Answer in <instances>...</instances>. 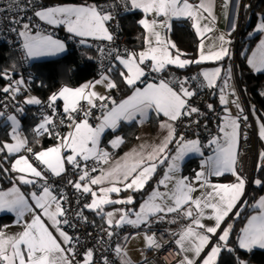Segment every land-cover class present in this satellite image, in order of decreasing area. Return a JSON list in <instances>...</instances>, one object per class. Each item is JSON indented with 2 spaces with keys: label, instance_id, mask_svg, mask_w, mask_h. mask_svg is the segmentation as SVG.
Masks as SVG:
<instances>
[{
  "label": "snow or ice",
  "instance_id": "1",
  "mask_svg": "<svg viewBox=\"0 0 264 264\" xmlns=\"http://www.w3.org/2000/svg\"><path fill=\"white\" fill-rule=\"evenodd\" d=\"M239 3L240 0H224V9L232 7V23L227 35L220 34L206 44L205 37L211 40L208 34L215 31V0H113L106 5L39 8L33 10L32 16L20 14L28 11L32 0L25 7H21V0H11L8 10L17 8L19 12L9 17L8 31L19 37L18 46L27 59L65 50L64 42L34 23L33 16L46 25L66 27L67 32L82 38L81 44H86L85 38L89 37L113 42L109 22L114 20L117 8L141 12L138 24L143 32L139 51L110 47L105 53L104 48L99 49L110 58L99 79L76 88L64 86L53 92L46 103L35 96L25 97L23 104L46 109L32 128L31 142L22 135L18 118L25 109L16 103L27 81L23 77L13 79L15 65L11 69L0 68V79L8 81L0 87V93L12 102L10 105L0 100V118L10 122L9 138L0 139V180L7 178L12 184L7 189L0 188V212L14 213L15 225L21 229L9 234L8 225L0 228V264H117L109 253L119 258V264H131L123 243L130 236L123 235L122 242L114 243L113 237L121 235L117 229L140 230L136 235L143 232L148 250H162L164 246L157 240L153 225L175 224L181 218L187 223L180 231L170 233L180 255L178 264H248L237 254L240 250L264 249V196L251 205L256 214L248 217L239 235L232 239L233 223L229 218L239 217L238 205L246 203L242 197L248 178L237 168V161L241 124L249 119L232 83V67L220 65L191 76L169 73L170 67L186 69L207 61L231 59V37L237 28ZM173 19L191 21L199 35L195 59L186 58L176 43L162 35L161 30L171 29ZM254 33L264 36V14L248 35ZM246 60L251 70L264 73V38L250 50ZM96 85H103L108 94L95 91ZM204 89L212 90L223 106L222 114H217L216 132L206 144L194 130L190 139L178 132V128L201 127L200 118L206 113L194 104L193 98ZM113 91L123 92L122 97L111 95ZM57 101H62V110L58 111ZM229 103L235 106V115ZM10 106L12 113L8 111ZM206 109L216 112L213 104H207ZM251 110L255 112V106ZM153 118L167 135L158 144L142 143L139 150L112 161L110 152L101 146L106 130L115 133L122 123L142 127ZM256 119L261 121L260 116ZM203 127L207 129V124ZM45 136L56 143L43 147L40 140ZM259 137L264 140V121L259 123ZM108 143L118 148L125 143V137L117 134ZM37 146L39 150H35ZM205 148L212 154L205 157ZM189 153L204 157L191 178L177 175ZM259 159L264 160V152ZM161 166L165 168L162 178L138 209L127 207L136 204L132 195L112 198L122 192H140ZM258 167L264 169V164ZM225 174H231L234 180L213 182V178ZM251 182L264 186L262 178L253 177ZM21 186H29V190L22 191ZM67 189L72 190L75 200ZM109 205L125 207L106 210ZM86 211L103 221L96 236H85V241L92 240L91 245L76 234L78 227L95 226ZM144 264L151 262L145 259Z\"/></svg>",
  "mask_w": 264,
  "mask_h": 264
},
{
  "label": "trees",
  "instance_id": "2",
  "mask_svg": "<svg viewBox=\"0 0 264 264\" xmlns=\"http://www.w3.org/2000/svg\"><path fill=\"white\" fill-rule=\"evenodd\" d=\"M103 1L105 0H40V6L49 7L57 4L60 5L61 3L101 4ZM246 1V5H249L250 7H244L242 23L239 29V34H237L238 39L237 42L236 40H233L231 52L234 47H236L235 57L237 80L247 101L248 107L250 108L249 110L252 112L251 106H255V112L261 117L262 121H264V95H261V93H264V73L252 71L246 60L250 50L259 38V33L253 34L251 36H249L248 33L254 26V21H256L258 14H264V0ZM142 15L143 14L139 11H132L124 12V14L119 17L121 32L127 36V42L134 51H138L142 48L143 29L138 24V21L142 18ZM235 34L236 31L234 33V37H236ZM171 36L178 48L185 53L186 58L195 59L197 57V45L199 38L192 25L188 21L175 20L171 27ZM61 38H63L67 43V52L63 53V55L57 58L45 59L31 63L30 68L34 74V77L32 80H28L30 86L29 88H31L33 93L37 94L38 98L43 102L47 101V98L53 92L57 91L62 86L64 81H66L69 86L76 88L77 86L91 79V70L87 64L85 49H90L93 52L94 63H96L97 51L95 50L93 41L87 42L86 44H81L78 37H72L71 39L65 32ZM227 60L230 61L228 65H231V63H233L232 61H234V58L229 59L226 57L223 61L225 62ZM13 65L16 66L13 79H18L21 73L20 61L18 60L16 53L12 51L6 43H0V68L11 69ZM226 65L227 64L225 63V66ZM198 66L199 65H192L186 69H178L176 67L170 68L186 72L194 70L201 72L197 68ZM66 69L72 70L66 71ZM7 83V80L0 79V87L5 86ZM23 94L24 93L21 92L17 96V104L19 100H24L23 96L25 94ZM113 94L115 97L120 98L123 92L113 91ZM19 104L23 103L19 102ZM38 106L39 105H23L25 111L24 114L19 117L22 123V128L30 142L33 140L32 128L40 120V118L34 114ZM57 107L58 111L62 110V105L59 101H57ZM9 130L10 122H6L4 119L0 118V139L7 140L9 138ZM119 131L125 137V143L121 148V150H123L134 141L136 130L135 126L123 124L121 125ZM40 143L43 147H48L53 143H56V141L45 136L41 138ZM35 150H39V146H37ZM190 162L191 161L187 162V165H189ZM256 177L264 179V169L258 168ZM152 184L153 180L149 182V185ZM263 189L264 186L256 188L253 185L247 192L245 198L246 203H244L242 207L243 210H241L240 216L234 220L235 223L233 226L232 236L233 240L237 235H239V231L244 224L249 207H251V205L255 202L258 194H260ZM10 221L11 216H0V228ZM237 254L242 259L248 261V264H264V249H254L251 252L240 250Z\"/></svg>",
  "mask_w": 264,
  "mask_h": 264
},
{
  "label": "built area",
  "instance_id": "3",
  "mask_svg": "<svg viewBox=\"0 0 264 264\" xmlns=\"http://www.w3.org/2000/svg\"><path fill=\"white\" fill-rule=\"evenodd\" d=\"M113 2V0H105L101 4H108ZM11 3V0H0V43H6L8 47L14 51L18 57V60L20 61L21 66V73L20 77H23L27 82L28 80H32L34 77V74L31 70V62L25 58L22 54L21 49L19 48V37L15 35V33H11L8 31L10 25L9 17H14L19 12V9L12 8L11 10H8V5ZM28 4V0H21V7H25ZM40 0H32V6L28 9L26 13H20L21 15H27L32 16L33 10H38L42 6H40ZM124 10L122 8H117L114 10V20L109 22V29L113 32L114 35V41L113 42H106L101 40H93V44L95 47L96 53V63H95V70L97 74L104 73L105 69L108 67L110 58L106 57V55H102L99 51L100 48L105 49V53L107 52L108 48L110 47H119L121 50L124 48H127L129 50H132L130 45L127 42V36L121 32V26H120V20L119 17L124 14ZM40 24L41 27H43L46 31L51 32L54 35H57L59 37H62L64 35V32L58 28L51 27L49 25H46L43 23V21H39L38 18H35L33 16V22ZM76 39V38H75ZM74 39V40H75ZM170 74H174L176 76H191L200 73L198 70L194 71H180L178 69L170 68L169 69ZM169 73H166L165 75H168ZM30 87V86H29ZM25 88V87H24ZM24 91V90H23ZM22 91V92H23ZM212 90L204 89L200 94L193 98L194 104L200 109L206 113L205 117H201V127L197 128L195 125L192 126L191 129L188 128H178V132L185 135L186 138L190 139L193 138V130L199 134V138L201 139L202 143L206 144L208 139H210L211 134H215L216 132V125L218 123L217 120V114H222V108L216 109L215 113L208 112L206 109L207 104H211L212 102ZM243 94V93H242ZM244 99V95H243ZM0 100H4L5 102L9 103L11 105V101L5 99L4 94L0 93ZM45 103L47 101H44ZM246 108L248 110V113L250 112V108H248V105L246 104ZM41 105H39L34 114L40 118L41 112L45 111ZM9 113L13 112V109L11 106L8 109ZM99 115V113H97ZM21 116H18V118ZM252 115L249 116V119L246 124L243 123V131H244V140L242 144L240 145V154L238 159V164L240 167V170L243 172V174L248 178V188L252 184L253 177L256 178L257 171H258V146H259V136L257 134V130L255 128L254 121H252ZM204 124H207V129L203 127ZM65 131V129H64ZM207 152H210L211 150L205 148L204 149ZM117 151H112L110 154L111 156L115 155ZM8 166V163L5 164V167ZM68 194L72 200H75V196L72 195V190L67 189ZM248 191V189H247ZM85 215L87 213L85 212ZM88 219L90 221L92 220L89 216ZM187 221L183 220L182 218L175 224H168V223H158L153 225V231L156 233L157 240L164 246L162 250H148V254L145 257L148 261L151 262V264H178V261L180 260V255L178 254L176 246L172 243V240L174 239L173 236H171L170 233L178 232L181 230L184 224H186ZM103 222H96L95 226L86 224L83 226V228H79L76 230V234L81 236L82 242H86L89 245H91L93 242L92 240H86L85 236L87 234H91L92 236L97 235V231L99 229V226L102 225ZM167 230V231H165ZM117 232H120V237H113V242L118 243L120 239H122L123 235H135L137 239H140L141 243L146 247L145 244V237L143 232H140L139 235H136V232L140 231L137 229H133L131 227L126 228L125 230L117 229ZM70 233L72 234V230H70ZM147 249V248H146ZM163 252L164 254H161ZM110 258L115 260L117 264H119V259L115 256L113 253H109ZM144 260L139 261L135 264H144Z\"/></svg>",
  "mask_w": 264,
  "mask_h": 264
},
{
  "label": "crops",
  "instance_id": "4",
  "mask_svg": "<svg viewBox=\"0 0 264 264\" xmlns=\"http://www.w3.org/2000/svg\"><path fill=\"white\" fill-rule=\"evenodd\" d=\"M235 2H236V0H233V3H235ZM223 4H224V0H215L214 13H215V16L217 17L216 23L214 25L215 31L212 32V33H210V34H208V36H210L212 38L211 40H209L207 36L205 37L206 44L207 43H211L212 40H215L216 37L218 35H220V34L227 35V32L229 30V25H230V23H232V20H233V14H232V7L229 6L227 9H224L223 8ZM246 4H247V1L246 0H240L239 7H238L239 18H238L237 28H236V34H235L236 37H234V33H235L234 32L232 34V37H231L232 41L233 40H236V42H237V39H238V35L237 34H239V29H240V26H241V23H242V18H243L244 5H246ZM61 5L68 6V5H83V4H80V3H61L60 5L57 4V5H54V6H61ZM54 6H49V7H54ZM42 8H45V7H42ZM260 15L261 14H258V17H257L256 21H254L255 24L252 27V29H251L250 32H253L254 28L259 23V16ZM175 20L188 21L186 19H173L171 21V25L173 24V22ZM188 22L191 24V21H188ZM34 23H36V21ZM54 28H58V29L64 31L69 36V38H71V39H72V37L73 38L76 37L74 34L67 32L66 27H64V26L54 27ZM46 32L48 34L53 35V38L54 39H58V40H61L62 42H64V44H65V50L63 52H61V53H57V54L51 55V56H44V57H38V58H35V59H28L31 63L36 62V61L45 60V59L57 58V57L63 55V53L67 52V50H68L67 43L65 42V40L63 38H61V37H59L57 35H54V34H52L49 31H46ZM161 32H162V35H166L169 40H171L172 42H174V40H173V38L171 36V29L170 30H167V31L161 30ZM254 34H256V33H254ZM197 36H198V38L200 40V37H199L198 34H197ZM78 38L80 40L82 39L80 37H78ZM261 38H264V36H262L259 33V38L255 42V44L253 45V47H252L251 50H254L255 49L256 45L259 43V41H260ZM85 39L87 40V42H92L94 40L91 37L85 38ZM232 46H233V43L230 46V50H231V47ZM234 50H235V53H236V47H234ZM248 56H250V52H249V55ZM93 61H94V59H93ZM229 62H230L229 60H227L225 62L224 61H218V62L217 61H207V62H204V63L200 64L197 68L200 71H202L204 69V67L214 66L216 64L217 65H223L225 67V63L228 65ZM232 62L233 63H231V66H234L235 63H234V61H232ZM89 66H90L89 68L91 70V77H90L91 79L89 81H86V82L82 83L81 85H79L77 87H80L83 84L88 83L90 81H95V80H97V79H99L101 77V76L99 77V75L96 74L95 63L93 65H89ZM95 77H99V78H95ZM237 82H238V80H237ZM237 84H238V87H239V90H240L239 102H240L241 106L244 107L245 114H248V116H250V115H252V112L251 113H248V110L246 108V104H245L244 99H243V94H242V91H241V87L239 85V82ZM24 87H25V90L23 91V93L25 95L29 91H31V93H33V91L31 90V88H29V82H27V84ZM69 87H73V86H69ZM73 88H75V87H73ZM94 90L97 91L100 94H105V95L108 94L107 90L105 89V87L103 85H96V88ZM33 94L35 95V97L38 98L37 94H35V93H33ZM22 100H19L18 101V104H19V102L23 103ZM59 102L61 103V105L63 107L62 101H59ZM211 104H213L214 107L223 108V106L219 103L218 96H213L212 97ZM20 105L23 106L25 104H20ZM228 107L232 109V113H233V115H235L236 114L235 106L233 104L229 103ZM253 117H254V115H252V118ZM160 119L162 120L164 118H160ZM254 119H255V117L253 118V120ZM254 124L256 126L257 134L259 136V123L258 122L256 123V121H254ZM122 125H123V123H122ZM135 130H136V134H135L134 141L130 145H128L125 149H123V150H121L123 144L120 145L118 148H112L109 145V143H108V141H110L111 139H114L117 134L123 136V134L119 131V129L115 133L112 132L111 130H106V132L102 136L101 146L103 148H105L109 152H111L112 150L118 151V154L117 155L111 157L112 161L119 160L126 153H129L130 151H132L134 149L139 150V146L142 143L143 144H148V145L158 144L164 138V136L167 135L166 130H164V129H162V128L159 127V121L156 120L155 118H153L150 122L146 123L142 127H136L135 126ZM240 132H241V135H240V139H239V154H240V148H241L240 145L242 144V142L244 140L243 123L241 124ZM137 136L140 137V139H136ZM26 137H27V135H26ZM53 144H55V143H53ZM53 144L50 145V146H48V147L53 146ZM45 148H47V147H45ZM204 152H205V157L212 154L211 151L210 152H207V151L204 150ZM261 152H264V140H262L259 137L258 157H257L258 158L259 165H262V163L264 161V160L259 159V155H260ZM24 154H27V153H24ZM202 159H204V157H201L197 153H189L188 155L185 156V158L181 162V171L177 175L188 176V177L191 178L194 175V172L196 170H199V167H200V164H201ZM238 159H239V155H238ZM189 161H191V162H190L189 165H187V162H189ZM10 162H11V158L9 160V163ZM104 167H107V165H105ZM237 168L239 169L238 161H237ZM164 170H165L164 166H162V168L159 167L157 169V174L152 178L153 184L152 185H149V183H148L145 186V188L143 190H141L140 192H136V193H133L131 191L122 192V193L119 194V197L116 196L115 194H113L112 198L113 199L123 198V197L129 196V195H132V196L135 197L136 204L135 205H132V206H127V207H135V208L138 209L139 204L142 203L145 199H147V197H148V195H150L152 189L156 186L157 181L160 178H162L163 173H164ZM233 180H234V177H232L231 174H225L224 177L213 178V182H217V183H219V182H231ZM11 186H12V184L10 183V181L7 178H5L3 180H0V188L7 189V188H9ZM246 188H247V185H246ZM21 190L27 192L29 190V186H21ZM161 191H164V189L161 188ZM196 195H199V193H196ZM261 196H264V189H263V191L260 194H258V197H257V199L255 200L254 203H256ZM245 198H246V189H245V195H244V197H242V200L245 201ZM243 205H244V203L241 204V205H238V207L241 210H243L242 209ZM118 207H125V206H121V205L112 206V205H109V206H106V210H113V208H118ZM86 213H87V215L92 220H94L96 222H103L98 216H95L93 213H90V212H87V211H86ZM253 214H256V210H254L252 207H249V211H248V213L246 215V218H245L244 224L242 225V228L246 225L248 217L250 215H253ZM3 215H6V216L9 215V216H11V221L9 223H6L5 224V225H8L9 226L6 229V231L9 234L15 233V232H18V231L21 230L20 227H18V226L15 225L16 217H15V214L14 213L0 212V216H3ZM236 218L237 217H230L229 218L230 222L233 223V226H234V223H235L234 220H236ZM26 219H27V217H26ZM66 230H68V229H66ZM68 231L70 232V230H68ZM129 236H130V239L128 241H126V242H123L124 243V249L127 252V257L131 261V264H135V263H137V262L142 261V260L145 259V257L148 254V249H146V247L141 243L140 239H137L135 235L131 234ZM120 242H122V239H120L118 243H120ZM254 249H260V248L257 247V248H254Z\"/></svg>",
  "mask_w": 264,
  "mask_h": 264
},
{
  "label": "rangeland",
  "instance_id": "5",
  "mask_svg": "<svg viewBox=\"0 0 264 264\" xmlns=\"http://www.w3.org/2000/svg\"><path fill=\"white\" fill-rule=\"evenodd\" d=\"M85 55H86V58H87V64H88V66L89 65H93L94 64V61H93V52L90 50V49H85ZM232 58H234V49L232 50ZM217 66H220V65H214V66H207V67H204V69L203 70H205V69H207V70H211V69H213V68H215V67H217ZM228 66H231V65H227V66H225V68H227ZM90 67V66H89ZM202 67V68H203ZM232 67V70H233V80H232V83L234 84V86H235V89H236V92H237V95L240 97V90H239V87H238V82H237V76H236V71H235V67L234 66H231ZM104 74V73H103ZM96 75V74H95ZM102 74H100L99 75V77L101 76ZM99 77H95V78H99ZM64 78H65V76H64ZM63 78V79H64ZM64 86H68L69 87V85L66 83V81H64L63 82V84H62V86L60 87V88H62V87H64ZM59 88V89H60ZM58 89V90H59ZM57 90V91H58ZM57 91H55V92H57ZM29 96H35L33 93H31V91H29V92H27L26 93V95H24L23 97L25 98V97H29ZM229 99L231 100V99H233L232 97H229ZM252 113H253V115H254V117H255V119L253 120V121H256V123L258 122V123H260L261 121H262V119H261V121H258L257 119H256V117L257 116H259L256 112H253L252 111ZM253 117V118H254ZM20 119V118H19ZM21 121V120H20ZM255 128H256V126H255ZM10 131V130H9ZM65 131H66V129H65ZM21 132H22V135L23 136H26V134H25V132H24V130H23V128H22V123H21ZM112 151H114V150H112ZM111 151V152H112ZM110 152V153H111ZM118 154V151H117V153L115 154V155H117ZM115 155H113V156H115ZM113 156H111V157H113Z\"/></svg>",
  "mask_w": 264,
  "mask_h": 264
},
{
  "label": "bare ground",
  "instance_id": "6",
  "mask_svg": "<svg viewBox=\"0 0 264 264\" xmlns=\"http://www.w3.org/2000/svg\"><path fill=\"white\" fill-rule=\"evenodd\" d=\"M244 102H245V104H247V101H246V99H245V97H244ZM216 109H218L217 107H215ZM239 165V164H238ZM239 169H240V167H239ZM251 186H253V183L250 185V187L248 188V184H247V188H246V192H247V189H248V191H249V189L251 188ZM187 223V222H186Z\"/></svg>",
  "mask_w": 264,
  "mask_h": 264
},
{
  "label": "water",
  "instance_id": "7",
  "mask_svg": "<svg viewBox=\"0 0 264 264\" xmlns=\"http://www.w3.org/2000/svg\"><path fill=\"white\" fill-rule=\"evenodd\" d=\"M234 62L236 63V59H235V56H234ZM236 70V69H235ZM236 75H237V72H236ZM262 164H264V161H263V163ZM256 178H258V177H256ZM253 185H254V187H256V188H260L261 186H257V185H255L254 183H253ZM248 192V191H247ZM246 192V193H247Z\"/></svg>",
  "mask_w": 264,
  "mask_h": 264
},
{
  "label": "clouds",
  "instance_id": "8",
  "mask_svg": "<svg viewBox=\"0 0 264 264\" xmlns=\"http://www.w3.org/2000/svg\"><path fill=\"white\" fill-rule=\"evenodd\" d=\"M234 56H235V52H234ZM235 59H236V57H235ZM235 63V62H234ZM234 67H235V69H236V63L234 64ZM97 74V73H96ZM100 74H103V73H100ZM100 74H97V75H100ZM242 91V90H241ZM111 95H113L114 96V94H113V92L111 93ZM259 168V167H258ZM246 195H247V193H246Z\"/></svg>",
  "mask_w": 264,
  "mask_h": 264
}]
</instances>
